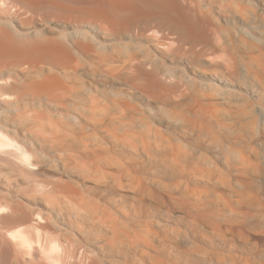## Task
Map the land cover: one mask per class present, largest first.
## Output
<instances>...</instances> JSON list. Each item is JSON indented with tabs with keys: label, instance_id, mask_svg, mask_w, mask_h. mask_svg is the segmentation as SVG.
<instances>
[{
	"label": "rangeland",
	"instance_id": "1",
	"mask_svg": "<svg viewBox=\"0 0 264 264\" xmlns=\"http://www.w3.org/2000/svg\"><path fill=\"white\" fill-rule=\"evenodd\" d=\"M42 1L43 11L37 15L0 8V35H7L6 40L14 39L22 47L32 38L58 42L68 52L40 60L0 57L5 87L17 85L21 90L29 82L43 81L49 86L45 90L17 92L13 107L16 112L12 110L15 113L10 114L11 120L8 118L14 123L8 129L31 147L36 155L33 162L37 160L38 166L15 174L13 202L20 199L15 204L19 214L49 213L46 231L63 238L64 230L70 226L63 217L66 205L58 200L67 194L65 187L78 188L79 196L83 193L86 197L70 207L72 212L81 219L83 214L87 218L92 211L98 212L95 211V232L89 231L85 238L88 244L92 243L91 235L97 239L95 248L99 241L110 238L98 221L106 215L123 232L149 240L133 253L105 249L99 253V263L205 264L209 252L206 236L192 231L190 217L203 212L209 218H219L222 203L239 195L238 177L248 171L237 164L236 155L260 156L258 161L251 158L254 161L249 168L255 163L257 174L264 169V98L242 79L245 71L264 74V0H178L179 9L196 22L201 36L197 41L186 36L184 24L166 21L159 13L155 15L157 12L125 24L116 22L113 32L105 33L100 27L106 20L99 15L114 21L116 14L118 18L126 15L109 0ZM200 59L224 60L226 66L237 60L239 74H227L220 63L214 69L215 65L203 64ZM26 65L31 72L42 69L44 74L29 75ZM48 69L50 75L46 73ZM41 92L46 98H32L33 94L43 95ZM53 96L50 103L48 98ZM72 116H77L78 121ZM69 151L77 158L69 162L72 165H62ZM226 160L229 165H225ZM182 163L185 169L180 175L175 171ZM19 173L24 174L23 179ZM3 175L0 184L6 181ZM6 184L0 185L3 201L10 199ZM41 188L48 194L47 201ZM51 193H56L55 199ZM169 194H174L175 203ZM54 201L57 203L51 204ZM186 201L191 203L189 209ZM21 223L0 224V232ZM71 230L75 232L74 227Z\"/></svg>",
	"mask_w": 264,
	"mask_h": 264
},
{
	"label": "bare ground",
	"instance_id": "2",
	"mask_svg": "<svg viewBox=\"0 0 264 264\" xmlns=\"http://www.w3.org/2000/svg\"><path fill=\"white\" fill-rule=\"evenodd\" d=\"M81 1H85V2H92V1L97 2V1H99V3H100L101 0H81ZM109 1H110L109 2L110 4L114 3L118 7V9L121 10V12L125 13L126 15L121 17V18H118L119 16H117V14H116L115 16L117 17V19H115V20H117V21H114V18H110V16H102L103 14L99 15V16H101V18H104L106 20V23L100 27L102 30L104 29L103 32L105 31V33L110 32V31L113 32L112 30L115 29V26H116L115 23L116 22L117 23L119 22L118 24H125V23L132 21L135 18L142 16L144 14H145V16H147V14H148V16H150V14L152 15L153 13L157 12V13H155V15L156 14L158 15V13H159L163 17V19H165L166 21L169 20L170 22H177V24H184L183 26L186 29V34H187L186 36H188L191 41H197L199 39V37H201V36H199L200 31L196 28V22L194 21L192 16L189 17L190 15L189 16L186 15L185 13H183L179 9V1L178 0H109ZM111 1H112V3H111ZM44 4H45V2L43 3L42 0H0V8H2V9L4 8L6 10V9L15 8L17 11H23V12H27V13L29 12V13H32L33 15L40 14L43 11ZM46 5H48V4H46ZM114 14H115V12H114ZM152 16H154V15H152ZM165 20H163V21H165ZM98 30L100 31V29H98ZM87 35H88V33H87ZM4 36H5V38H4ZM6 37L8 38L7 35H3V37L0 35V57H2V58H14V59H30V58H32L33 60H35V58H38L40 60V58L55 57V56H59V55H66L68 53L67 49L58 42L57 43H48V42L43 41V40H33V38H32V41L30 40L29 42H26L27 43L26 45L22 44V45H25L24 47H22V46L18 45L16 42H14V39H13V41H10L9 39L6 40ZM148 38H150V37L148 36ZM252 39H254V38H252ZM242 42H243V40H242ZM242 44L247 45L248 43L246 44L243 42ZM250 44H254V43H250ZM156 46L158 48H161V46H159L158 44H156ZM219 49H220V47H219ZM201 61L203 64H209L212 66L215 65L214 69H216V66H219L221 64L222 66H224V68L223 67H221V68H223L227 74L238 73L237 72L238 69L236 68V66L238 65L237 60H234L232 64L231 63L227 64V66H226V62H224V60L219 61V60L208 59V60H201ZM23 66H25V63L23 64ZM21 67H22V65L20 66V68ZM228 67L231 69H228ZM32 68H34L33 65H32ZM35 68H36V66H35ZM24 69H25V72L29 75L30 74L33 75L32 73H35L37 75L44 74V71H42V69L33 70L34 72L30 71V70H32V69H30V66H27ZM51 70H53V69H51ZM51 70L48 69L46 71V73H48V75H50L49 73H51ZM247 72L248 71H245L244 74L242 75V79L244 80L243 83L245 84V82L247 81V85H249V87H251V90H255L256 92H258L259 96L264 98V74L260 75V74H252V73H247ZM8 74H9V76H12V77L14 76L10 72H8ZM37 75H35V76H37ZM6 76H7L6 79L8 80L9 76L8 75H6ZM45 76H47V75H45ZM34 77H32V78H34ZM40 77H41V75H40ZM0 78H2V77L0 76ZM4 78H5V74H4ZM4 78L0 79V176L3 173L5 174L3 176H6V181L4 180L5 181L4 183L7 182L6 185H7L8 189H10V190H8V192L10 193V199L9 200L5 199V201H3L4 198L1 200V197H0V200H1L0 201V224H14L15 222H17V224H18L19 221L23 222V223H21L20 225H17V227L14 229H9V230L4 229L5 231L1 230L2 232H0V264H97V263H99V260H97L99 258V253L103 254V251L105 249L107 251L116 250L118 253H120L119 250L122 249L124 252L125 251H127V252L132 251V253H133V251L139 249V246L141 244H143V243L145 244L146 242L149 243V240L147 241L146 238L144 239L143 237H140L139 234L137 235L136 233L134 234L133 232H132L133 234L132 233L131 234L126 233L127 231L123 232V230L121 229L122 227L119 228L117 226L118 224L116 223V221L114 222V220L111 218H108L109 216H107V215H106L107 216V218H106V216L104 215L105 212L102 213L103 215L100 212L101 216L102 217L105 216V217L99 218V220H98L99 224L101 223L100 225H104L105 230L107 231V233L110 234V238L108 237V240L103 239L104 240L103 242L99 241V243H100L99 246L95 248V239L96 238H95V235H91L92 238H90V241H92V243L90 242V244H88L89 239L86 240L85 238H87L89 231L95 232V229H96L95 226L97 225V224L95 225V221H96L95 217H97L98 215L95 216L96 215L95 211L97 212V210H95L94 212L92 211V213H91L90 208L88 209V212L90 210L89 213H91L90 217L88 215V217L85 218V216H83L84 215L83 214L82 215L83 219L79 218L78 214L72 212L70 207L77 206L79 203L82 202V196H85V195H83V193H82V195L79 196L80 190L78 188L77 189L79 191L77 189L74 190V189H71L70 187H65V191L67 194H64V195L62 194L63 198L58 200V202L59 201L61 202V200L64 201V203L61 202L60 204L66 205L65 214L63 217H65L67 224L70 226V228H68V230H64V233L66 232L65 237L67 236V238H65V237L62 238L60 236L53 237L52 236L53 234L51 235L50 233H48L46 231L47 224L50 220V218H49L50 215L48 217L49 213L47 214V216L45 215L46 212H45V214H42L43 212L41 213V211H40V213L36 212L35 214L33 213L35 211H33L32 213L30 212L31 214H33L32 216H28V215L24 216V215L19 214V212L17 210L18 207H16L18 205H15V204L20 199H18V200L16 199L15 204L13 202L14 201L13 198L15 197L14 196L15 191H13L14 190L13 187L15 186V184H14L15 182H13V181H15L14 177H17L15 174H16V172H20V170H22V169H33V168L36 169V167H38V166H36V164H35L37 162V160L35 161V163L33 162V159L36 155L35 156L33 155L34 153L32 152V150H30L31 147H30V149L28 147H26L21 142L20 138H18L16 136L17 134L15 135L16 132L8 129V127L14 126V123L12 125V121H10L11 117H12V116L10 117V114H14L16 112L15 109L13 110V107L16 104V100H17L16 93L17 92L24 91V90H35V91L45 90L49 86H48V83L44 82V81L43 82H31V83L29 82V84L27 86H25L24 89L20 90L16 87L17 85L16 86L11 85L9 87H5L3 85L4 84V80H3ZM48 78H49V76H48ZM1 80L3 81V83H1ZM40 80H42V79H40ZM9 81H12V80H9ZM236 85L240 86L239 83H237ZM41 93H43V95H41L39 93L34 95L32 93L33 95H31V96H32V98L35 97V99L40 101V100L46 98L44 96V92H41ZM63 94H65L64 91H63ZM54 97L55 96L48 98V100L54 101ZM50 103H51V101H50ZM12 110L15 112H12ZM82 110H85V109H82ZM3 117L6 118L7 120L10 119L9 122L7 120H6L7 122H5V119ZM71 119L74 120L75 122L78 121L77 116H72ZM3 123H7V125H9V126H6V124H3ZM75 125H76V123H75ZM258 127H260V126H258ZM37 143H38V141H37ZM81 143H82V141H81ZM80 145H82V144H80ZM84 145H87V144H83L82 146H84ZM36 152H37V150H36ZM69 152L68 153L66 152L67 156L64 159L62 165H64L66 162H68V163L71 162V160H73V158H77V157H75L76 156L75 153H73L71 151L72 154H69ZM37 153H39V152H37ZM86 153H85V155H86ZM91 153H92V151H91ZM78 155H79V153H77V156ZM85 155H83V156H85ZM43 156H44V154H43ZM93 156H94V154H93ZM93 156L91 154V157H93ZM81 157L82 156H80L78 158H81ZM251 158L258 161L260 156H259V158L256 155H252L251 157L243 156V155H238V156L236 155L235 156V160H237V164L241 165V167L244 166L243 168L247 169L248 174L245 175L244 177H243V175L241 177H238L239 178L238 185H239V189H240L239 195L235 194L237 197L234 196L236 198L232 197L233 199H231V196H230V200L224 201L222 203V207L220 210L221 215L219 216V218H217L215 216L212 218H209L202 211L201 212L203 214L201 213V215L199 214V212L195 211L196 213H198V216H199V217L198 216L196 217L197 214L195 212L194 213L192 212V215L196 214V215H194L196 218L192 219V217H190L191 222H192V224L190 225L192 228V231L193 232L195 231L196 233L202 232L201 233L202 236H206V240H207L206 242H207V245L209 248V252L207 251L208 254L205 253L207 255V257H205L206 261L204 260L205 264H264V169L262 171H259V174H257L256 169L253 168L255 163L251 167L252 169L249 168L251 166V162L254 161V160L252 161ZM82 159L83 158H81V161H82ZM180 159H178V160H180ZM75 160H77V159H75ZM81 161L79 160V163ZM175 161H177V159ZM76 162H78V161H76ZM69 164H71V163H69ZM75 165H76L75 167L77 168L78 165L76 163H75ZM211 165H214V164L211 162ZM225 165H229V162L227 160L225 162ZM83 166H85V165H83ZM69 167H71V166H69ZM171 167H172V169L174 168V166H171ZM176 167H178V165ZM184 169H185V166H183V163H182V165H180L178 167V170L175 172H178V174L183 175L184 173H181V171ZM186 169L188 170L189 167H187ZM45 170H47V169L45 168ZM68 170H69V168H68ZM80 172H82V171L80 170ZM87 172H85V173H87ZM90 172H91V169H90ZM65 173H66V171H65ZM67 173L70 174L68 171H67ZM92 173H93V171H92ZM87 174H90V173L88 172ZM187 174H186V176L189 175V174L188 175ZM20 175H18V176H20ZM22 175L24 176L23 173H22ZM21 176H20V178H21ZM23 176H22V179L24 178ZM181 177H180V179H181ZM31 178H33V177H30V179ZM176 178H177V176H176ZM184 178H185V175H184ZM192 178H193V175H192ZM27 180H28V177H27ZM37 182H38V180H37ZM4 183L2 181L0 185L2 186V184H4ZM30 184H32V183H30ZM187 184H185V186ZM28 186H30V185H28ZM160 187H162V186H160ZM181 187H182V185H181ZM74 188H76V186H74ZM128 188H130V186ZM16 189H17V187H16ZM164 189H166V187ZM170 189L171 188H169V190ZM177 191L180 192L178 189H177ZM45 192H46V190L44 188H41L40 193L43 194V196H44ZM167 192H168V188H167ZM173 192H174V190H173ZM1 193H3V192L1 191ZM169 193H170V191H169ZM51 194H53V195H51ZM51 194H50L51 196L55 195L54 193H51ZM174 194H175V192H174ZM181 194H182V192H181ZM1 195H3V194H1ZM45 195L46 196H44L43 199H45V201H47V195L48 194H45ZM60 195H61V193H60ZM173 195H170V196H172L171 198H173V202H174L175 196L173 197ZM17 198H18V196H17ZM40 198H41V196H40ZM54 199H55V196H54ZM186 200H188V199H186ZM54 203H57V202L54 201L51 204L54 205ZM93 203H95V202H93ZM183 203H185V202H183ZM187 203H189V202H187ZM190 204L191 203H189V206L187 205L188 207L186 206L188 209L190 207ZM42 205L45 208H48L45 205V203H42ZM55 205H57V204H55ZM82 205L84 206V204H82ZM181 205L183 206V204H181ZM92 206H95V205L93 204ZM178 206H180V205L178 204ZM192 207H191V209H194ZM184 208H185V205L183 206V209ZM34 209H35V207H34ZM100 209L102 210V207ZM183 209H181V210H183ZM92 210H94V209H92ZM106 210H108V208ZM197 211H199V210H197ZM54 212H55V210H54ZM61 212L63 213V211H61ZM183 213L186 214V212H183ZM97 214H98V212H97ZM111 214L109 213V215H111ZM112 215H114V214H112ZM116 217H117V215H116ZM84 218L86 221H84ZM118 219H119V217H118ZM188 219H189V217H188ZM187 222L188 223L185 222L186 225L189 224V221H187ZM54 225H55V222H54ZM71 227H74L75 232H73V230H71ZM97 227H100V226H97ZM54 228H55V226H54ZM54 228H53V230L56 229V228L55 229ZM62 230H59V231L61 232ZM60 232H58V233H60ZM189 232H191V231L189 230ZM61 233L64 235L63 232H61ZM201 234H198V235L200 236ZM77 235L80 237H78ZM84 235H85V237H83ZM145 235H147L146 232H145ZM155 237H156V235H155ZM85 240L87 241L86 244H85V242H83ZM148 245H150V244H148ZM139 250H141V249H139ZM144 253H145V251H144ZM136 255L137 254H135V257H136ZM135 257H134V260H136ZM150 257H151V254H150ZM130 259H132V258L130 257ZM113 261L114 260H112V264L115 262V261L114 262ZM101 263H99V264H101ZM166 263H168V262H166ZM128 264H129V262H128ZM143 264H145V263H143Z\"/></svg>",
	"mask_w": 264,
	"mask_h": 264
}]
</instances>
